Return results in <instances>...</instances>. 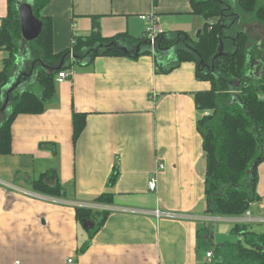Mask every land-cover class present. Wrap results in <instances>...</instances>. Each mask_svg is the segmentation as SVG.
<instances>
[{
  "label": "crops",
  "instance_id": "crops-1",
  "mask_svg": "<svg viewBox=\"0 0 264 264\" xmlns=\"http://www.w3.org/2000/svg\"><path fill=\"white\" fill-rule=\"evenodd\" d=\"M7 13L8 0H0V24ZM146 14L157 17L164 35L184 32L191 41L198 40L207 22L215 21L194 13L192 0H50L44 8L53 24L55 54L71 50L75 36L90 34L95 17L104 37L127 34L143 39L147 22L142 15ZM238 28L248 31L251 41L259 36L246 23ZM263 37L249 46L258 48L255 73L264 58ZM185 46L191 49L190 44ZM137 49L136 56L101 55L90 62L68 58L48 64L54 71H67V79L59 83L56 75L55 93L42 113L17 116L12 124V152L0 155L1 180L44 197L0 184V264L210 261L211 249L200 244H217L207 223L215 215L205 212L207 160L198 130V120L207 111L198 108L196 94L211 89V82L198 77L194 60L164 70L177 61L174 47L157 57L151 53L137 57ZM6 56L7 51L0 49V70ZM42 61L32 47L22 50L6 89L24 71L29 75L17 89L31 87L40 94L35 70L46 67ZM75 112L86 115L78 136ZM161 163L164 169L159 170ZM53 169L49 183L58 180L62 196L32 188V179ZM258 172L261 200L254 212L264 215V208H258L264 203V162ZM153 177L157 179L154 190L149 187ZM104 193L111 194L110 203L97 200ZM79 208L108 212L92 237L78 219ZM158 209L161 216L156 214ZM204 228L210 233L200 240Z\"/></svg>",
  "mask_w": 264,
  "mask_h": 264
},
{
  "label": "trees",
  "instance_id": "trees-1",
  "mask_svg": "<svg viewBox=\"0 0 264 264\" xmlns=\"http://www.w3.org/2000/svg\"><path fill=\"white\" fill-rule=\"evenodd\" d=\"M19 1L8 0V13L0 24V49L7 51L3 69L0 70V155L12 152V124L17 116L42 113L46 103L53 97L56 75L62 70L54 71L48 64H57L61 59L68 58L77 62H90L101 55L136 56L138 45H141V49L137 57L147 53L157 57L159 52L174 47L177 61L164 67V70L169 71L182 61L194 60L198 65V77L211 82V89L196 94L198 108L208 112L198 120L207 160L205 212L215 216H242L253 203L261 200L257 184L258 168L264 162V72L262 70L259 77L248 79L250 33L238 28L240 24H237L242 13L264 21V5L259 0H235L236 8L233 5L230 11L224 8L226 3L224 5L221 0H192L194 13L215 21L205 24L196 41H191L184 32L172 37L162 34L155 47L144 44L147 37L140 40L127 34L104 37L95 17L92 32L86 36H75L72 49L58 54L53 49L52 20L44 15V8L50 0H22L31 2L34 14L43 21L41 34L28 45L33 51L39 52L46 67L35 70L36 85L41 93L38 94L31 87L16 89L11 92L7 108L3 110L6 88L24 42L18 12ZM225 10L234 19H228V15L223 14ZM230 22L236 27L227 30L226 25ZM225 35L227 40L224 41ZM222 39L226 53L215 57ZM109 43L113 45L106 48ZM187 43L191 49L185 46ZM121 47H126L128 52ZM85 121L84 113L73 114L76 136L84 128ZM54 175V169L42 173L30 181L32 188L48 195H64L58 180L49 183L50 177ZM97 200L110 203L111 194L104 193ZM107 215V211L77 210L78 219L88 222L91 237L103 226ZM201 231L200 240L203 234L210 233L209 228ZM232 233L238 236L236 241L215 245L200 241L205 250H213V257L207 264H264V232H256L251 224L239 222L233 225ZM87 247L88 244H85L83 250Z\"/></svg>",
  "mask_w": 264,
  "mask_h": 264
},
{
  "label": "built area",
  "instance_id": "built-area-1",
  "mask_svg": "<svg viewBox=\"0 0 264 264\" xmlns=\"http://www.w3.org/2000/svg\"><path fill=\"white\" fill-rule=\"evenodd\" d=\"M142 19H144L147 22V28H146V37H147V41L149 42V44L152 47H155L157 39L164 33L161 25L159 24V21L157 19V17L154 14H146V15H142ZM68 77V73L65 70H62L58 73L57 76V81L59 83L64 82ZM208 113V112H207ZM158 169H164V164H159ZM0 184L4 185L5 187H8L10 189H15L18 191H21L22 193L29 195L31 197H37V198H43L44 196L28 190V189H24V188H19L16 185L10 184L6 181H3L0 179ZM157 186V179L156 177H153L150 181H149V187L150 189H155ZM257 207V203H253L252 206L245 212L244 215H242V218H237V221H240L242 223H251V222H264V215L261 214H255L254 212V208ZM258 208L262 209L264 208V203H260L258 204ZM156 214L157 216H161V211L158 209L156 210ZM207 257L211 260L213 257V251H208L207 252ZM72 261V260H69ZM14 264H24L21 260H16L14 262Z\"/></svg>",
  "mask_w": 264,
  "mask_h": 264
},
{
  "label": "rangeland",
  "instance_id": "rangeland-1",
  "mask_svg": "<svg viewBox=\"0 0 264 264\" xmlns=\"http://www.w3.org/2000/svg\"><path fill=\"white\" fill-rule=\"evenodd\" d=\"M259 2L264 5V0H259ZM230 3H231L230 4L231 6L235 4V6L233 8H236V1L235 0H230ZM256 22H258L260 24H255ZM243 23H246L247 25H249L248 30L253 29V31L254 30L257 32L259 31V36H256V37L253 36L251 42L254 43L255 41H257L258 38L263 37V35H264V26H263L264 21L261 22L259 19H257L253 15H244V17H243V15H241L240 21H238L237 24L242 25ZM256 26L258 27L257 30H256ZM29 42L30 41L24 40V42L22 43L21 52L25 48L30 47L28 45ZM263 42H264V37H263ZM212 219H213L212 221H208L207 223L212 228V231L214 234L213 241L215 243L221 244V243H225L226 241L237 240L238 236L232 233V227L235 223H239L240 221H237V219H234L233 217L225 216V215H218V217L214 216V218H212ZM231 221H233V222H231ZM248 224H251L252 229L256 232H264V222H251Z\"/></svg>",
  "mask_w": 264,
  "mask_h": 264
},
{
  "label": "water",
  "instance_id": "water-1",
  "mask_svg": "<svg viewBox=\"0 0 264 264\" xmlns=\"http://www.w3.org/2000/svg\"><path fill=\"white\" fill-rule=\"evenodd\" d=\"M18 12H19L20 23H21L22 38L27 41H33L37 39L42 32L43 21L34 14L33 5L31 4V2L22 1V0L19 1L18 2ZM145 42L149 43L148 41H145ZM221 43H222V40H221ZM112 45L113 43L106 44V48ZM140 46L141 45L138 46L137 54L139 53ZM121 49L125 52H128V49L126 47H121ZM262 72H264V69ZM26 75H29V74L24 71L20 73L18 78L15 80V82L8 88L6 98L3 103L4 104L3 110L7 108V105L10 99V93L17 89L18 85L22 81V78ZM247 76H248V79L251 78L250 75L247 74ZM84 223H85V227L88 229L89 227L88 222H84Z\"/></svg>",
  "mask_w": 264,
  "mask_h": 264
},
{
  "label": "flooded vegetation",
  "instance_id": "flooded-vegetation-1",
  "mask_svg": "<svg viewBox=\"0 0 264 264\" xmlns=\"http://www.w3.org/2000/svg\"><path fill=\"white\" fill-rule=\"evenodd\" d=\"M221 1H223L224 2V5H225V3H226V6H224V8L225 9H228V11H230L231 9H232V7H231V5H229V4H231L230 3V0H221ZM233 6V5H232ZM228 11H223L224 13L223 14H225V15H228L227 16V18L229 17V18H232V19H234V17H232V16H230L231 14H230V12H228ZM238 17H240V14H239V16ZM228 18V19H229ZM234 22V21H233ZM226 27H227V30H229V29H231L232 27H236V25L234 24L233 25V23L232 22H230V23H228L227 25H226ZM226 35L224 36V41L225 40H227L226 39ZM224 41H223V39H222V43H221V46H220V48H219V51H218V53L216 54V56L215 57H217V56H219V55H223V54H225L226 52L223 50L224 49ZM251 51V52H250ZM221 52V53H220ZM249 52H250V54H249V56H248V65H249V68H248V72H247V74L248 75H250V77L251 78H255V77H259L260 76V71H262L263 70V67H264V65H263V59L262 60H260V65H261V69H260V71H258V73H255V72H253L252 71V67L254 66L253 64H254V62L255 61H258V59L256 58V53L258 52V48L257 47H252L251 48V50H249ZM220 53V54H219ZM214 57V58H215ZM209 66V65H208ZM211 66H213V65H211Z\"/></svg>",
  "mask_w": 264,
  "mask_h": 264
}]
</instances>
